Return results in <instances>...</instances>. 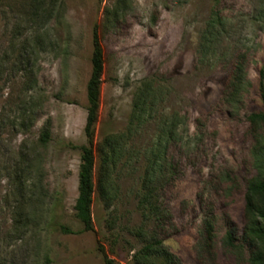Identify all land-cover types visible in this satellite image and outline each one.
Returning a JSON list of instances; mask_svg holds the SVG:
<instances>
[{
    "label": "rangeland",
    "instance_id": "374dc122",
    "mask_svg": "<svg viewBox=\"0 0 264 264\" xmlns=\"http://www.w3.org/2000/svg\"><path fill=\"white\" fill-rule=\"evenodd\" d=\"M40 5L0 0V264H103L98 245L115 264H264L261 221L246 211L248 186L264 180V122L252 118L264 113V0ZM95 25L104 70L94 231L83 232L72 145L86 144ZM148 160L158 168L143 186ZM148 187L160 221L140 206Z\"/></svg>",
    "mask_w": 264,
    "mask_h": 264
},
{
    "label": "trees",
    "instance_id": "16d2710c",
    "mask_svg": "<svg viewBox=\"0 0 264 264\" xmlns=\"http://www.w3.org/2000/svg\"><path fill=\"white\" fill-rule=\"evenodd\" d=\"M33 4V8L36 11H42L44 8L40 5L41 0H31ZM49 5L54 7L55 0H49ZM222 24V21L219 19H211L208 23V28L217 27ZM204 41L208 39L205 35H203ZM205 42H208L206 40ZM104 70V54L103 48L101 45L99 33H98V25H95L92 31V55H91V73L86 85V117H85V124H84V137L86 140L85 145L81 146H73V148L78 149L80 152L79 157V170H78V184H77V198L75 200L74 205V212L76 219L82 224V231L83 232H93L94 231V224H93V217H92V204H93V195L95 186L93 183V173L95 168V154H94V146H95V128L98 121V114L100 108V85L102 81V74ZM243 73V68L241 65H236L230 75V82L233 85H238L240 83L241 74ZM261 89H263V82L262 79L260 81ZM264 97V93L262 94ZM144 101L142 98L140 99L139 103L135 106V119L140 120L143 112V103ZM138 109V110H137ZM252 118L264 122V113H258L252 115ZM163 135L167 137V141H170V136L172 135V130L170 128L165 127L163 130ZM111 138V137H110ZM120 138H111L106 139L103 143L104 148L111 149L107 154L103 155V163L105 165L108 162H111L116 150L118 149ZM50 141V133L48 129L44 128L41 132L39 142L44 147ZM161 140L159 142V151L158 153L162 152L161 150L164 148L161 146ZM156 160L150 161L148 160V167L146 168L143 178L142 184L143 186L147 183V185H152L153 180L155 179L156 169L158 168L155 165ZM153 191L150 187L147 188V191L141 193L140 196V206H145L143 208L144 215L149 218H153L156 222L157 220L160 221V218L157 215L153 216L152 214H156V209L153 207ZM248 196H247V205L246 211L250 215H255L261 221V226L258 228V234L262 239H264V180L252 182L248 186ZM258 203V204H256ZM148 207V208H147ZM146 210V211H145ZM146 216V217H147ZM145 217V219H146ZM148 219V217H147ZM62 232L65 233H72L70 230L61 227ZM230 236H228L229 238ZM151 247H147V250ZM98 252L102 256L103 264H115L114 260L110 258L104 248L101 245L97 247Z\"/></svg>",
    "mask_w": 264,
    "mask_h": 264
}]
</instances>
